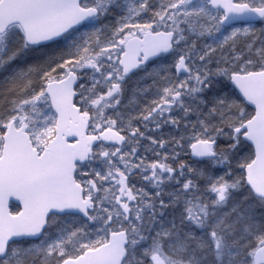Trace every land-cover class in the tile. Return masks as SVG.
<instances>
[{
  "label": "snow or ice",
  "instance_id": "obj_1",
  "mask_svg": "<svg viewBox=\"0 0 264 264\" xmlns=\"http://www.w3.org/2000/svg\"><path fill=\"white\" fill-rule=\"evenodd\" d=\"M0 264H264V0H0Z\"/></svg>",
  "mask_w": 264,
  "mask_h": 264
}]
</instances>
